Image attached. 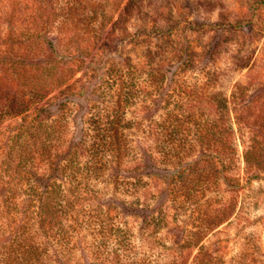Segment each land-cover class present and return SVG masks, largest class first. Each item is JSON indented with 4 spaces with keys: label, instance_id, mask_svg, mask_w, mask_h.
I'll use <instances>...</instances> for the list:
<instances>
[{
    "label": "rangeland",
    "instance_id": "rangeland-1",
    "mask_svg": "<svg viewBox=\"0 0 264 264\" xmlns=\"http://www.w3.org/2000/svg\"><path fill=\"white\" fill-rule=\"evenodd\" d=\"M28 97L0 118V167L22 124L61 118L54 142L87 158L123 133L42 264H264V0H0V102Z\"/></svg>",
    "mask_w": 264,
    "mask_h": 264
},
{
    "label": "trees",
    "instance_id": "trees-1",
    "mask_svg": "<svg viewBox=\"0 0 264 264\" xmlns=\"http://www.w3.org/2000/svg\"><path fill=\"white\" fill-rule=\"evenodd\" d=\"M35 38L48 40L46 36L29 35L20 43L28 41L32 51ZM50 45L55 51L54 44L50 42ZM41 72L51 76L58 73V68L51 65L42 68ZM12 102H0L2 106L6 105L0 110V118L4 119L7 114L13 119L26 115L39 105L40 99L28 97ZM62 124L60 118L55 123H40V128L22 124L15 131L4 166L0 167V195L1 191L4 192L0 200V218L18 206L22 195L27 197L26 203L30 207L20 214V225L10 226L8 218L6 224L0 225V264H42V256L47 251L44 238L59 234L67 221L66 210L74 206V201L65 200L66 192L83 189L84 179L100 170L104 155L118 151L123 141V133L119 129L100 132L97 140L101 139V142L88 152L92 158H87L82 154L81 146L69 145L65 140L54 142L62 132ZM40 140L44 141V156H37ZM67 183L73 185L69 187Z\"/></svg>",
    "mask_w": 264,
    "mask_h": 264
}]
</instances>
